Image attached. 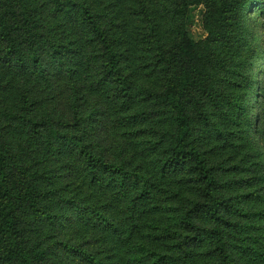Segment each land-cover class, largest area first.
Returning a JSON list of instances; mask_svg holds the SVG:
<instances>
[{
  "label": "rangeland",
  "instance_id": "obj_1",
  "mask_svg": "<svg viewBox=\"0 0 264 264\" xmlns=\"http://www.w3.org/2000/svg\"><path fill=\"white\" fill-rule=\"evenodd\" d=\"M94 1L129 76V96L115 99L97 83L93 55L98 52L88 31L62 14L48 18L53 23L63 19L55 28L66 35L71 49L56 66L49 63V78L25 80L0 68V139L10 148L11 169L29 168L28 176L26 170L18 176L16 172L21 191L14 197L20 239L35 256L27 264H169L162 256L175 250L169 246L176 241L178 208L190 204L195 192L190 175L164 174L158 163L174 130L165 108L149 98L164 87L165 71L161 63L153 64V55L166 36L152 34L140 16L131 13L130 6L139 9L138 0ZM243 1L240 47L246 54L239 52L237 41L235 50L226 42L229 46H215L222 60L210 66L218 92L212 93L209 104L230 125L236 104V120L245 132L239 135L232 128L226 138H218L217 130L198 125L194 132L196 138L201 135L209 160L227 167L228 175L221 174L224 196L235 205L239 225L246 221L240 232L227 235L234 264H264V0ZM37 4L34 0L30 8L37 10ZM46 10L54 13L50 4ZM204 14L205 7L195 5L186 16V27L196 40L209 37ZM166 18L157 17L162 33ZM231 68L242 73L238 81L229 80ZM28 115L38 135L24 128ZM54 127L61 133H82L95 153L122 166L126 174L91 184L72 151L74 141L65 144L57 137L54 143L52 137L49 143L50 138L41 136ZM140 195L144 198L133 202ZM203 226L210 229L205 222ZM210 243L208 234L194 247L193 264L215 263ZM43 253L48 254L46 260Z\"/></svg>",
  "mask_w": 264,
  "mask_h": 264
},
{
  "label": "trees",
  "instance_id": "obj_2",
  "mask_svg": "<svg viewBox=\"0 0 264 264\" xmlns=\"http://www.w3.org/2000/svg\"><path fill=\"white\" fill-rule=\"evenodd\" d=\"M32 2L34 0H0V68L8 69L14 76L25 80H32L34 77L49 78V63L56 66L57 60L66 56L71 49L66 35L59 31V27L55 28V23H62L63 19L53 23L48 18L62 14L68 20L76 19L88 31L94 51L98 52L93 55L97 60V83L110 89L115 99L129 96V76L119 50L115 48L108 30L102 24V11L96 9L94 0H38L35 10L37 13L30 8ZM49 4L53 6L54 13L46 10ZM137 4L139 9L136 10L130 6L131 13L138 14L144 24L152 29V34L166 36L158 52L153 55V64L161 63L160 70L165 71L164 87L157 93H150L149 98L165 108L164 113L171 118L174 130L171 131V143L163 150V157L158 163L164 174L180 171L190 175L188 179L195 192L190 204L178 208L175 217L178 221L177 230L174 233L176 241L169 246L175 250L167 251L166 256L162 257L169 260V264H193L194 247L209 234V252L216 258L213 264H234L228 251L227 235L240 232L246 221L239 225L233 213L235 205L228 195L224 196L221 174H226L227 167L223 168L217 161L209 160L201 135L196 138L194 129L197 125L209 130L215 129L219 134L218 138H226L232 128L239 135L245 132V128L236 120L240 115L236 104L231 116L232 125L218 118V113L213 112L209 104L212 93L218 92L210 69L222 60L215 54V46L226 42L235 50L237 41L239 52L243 56L246 54L245 49L240 47L241 14L245 3L243 0H166V3L158 0L156 5L154 0H138ZM195 5L205 7L204 21L209 33L207 39L196 40L186 27L189 8ZM164 15L167 16L165 21L169 23L162 33L163 27L157 17L160 19ZM227 54L231 60L232 54ZM28 73L30 76L25 77ZM241 74L239 69L231 68L227 72L229 80L235 78L238 81ZM233 96L231 94L226 102L230 103ZM221 102L225 104L223 100ZM30 116L23 119V126L26 130L27 127L34 129L38 135L39 131L35 130L37 125L29 119ZM0 128L3 132L4 127ZM41 136L50 138L47 139L49 143L52 137H55L54 143L57 137L65 141V144L74 141L72 151L80 159L82 172L91 184H99L106 177L115 179L126 174L122 166L95 153L86 144L82 133H61L59 128L54 127L50 132L43 131ZM12 161L10 148L6 141L0 139V264H27V260L35 256L20 239L14 197L21 191L17 189L16 172L18 176V173L26 170L23 174L28 176L29 168L18 167L14 171L11 169ZM146 191L148 190L145 189L144 192ZM30 195L35 197L33 192ZM136 197L142 199L144 195L133 197L135 203L138 200ZM203 222L210 225L211 230L204 227ZM208 231L212 233H207ZM192 245L194 246L191 247ZM43 254L46 260L48 254ZM81 254L85 255L86 252L81 251Z\"/></svg>",
  "mask_w": 264,
  "mask_h": 264
}]
</instances>
